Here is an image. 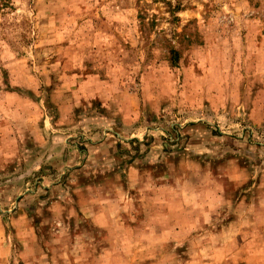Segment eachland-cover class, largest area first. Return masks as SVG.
<instances>
[{
    "label": "rangeland",
    "instance_id": "rangeland-1",
    "mask_svg": "<svg viewBox=\"0 0 264 264\" xmlns=\"http://www.w3.org/2000/svg\"><path fill=\"white\" fill-rule=\"evenodd\" d=\"M0 264H264V0H2Z\"/></svg>",
    "mask_w": 264,
    "mask_h": 264
},
{
    "label": "trees",
    "instance_id": "trees-1",
    "mask_svg": "<svg viewBox=\"0 0 264 264\" xmlns=\"http://www.w3.org/2000/svg\"><path fill=\"white\" fill-rule=\"evenodd\" d=\"M2 0H0V2H1Z\"/></svg>",
    "mask_w": 264,
    "mask_h": 264
}]
</instances>
